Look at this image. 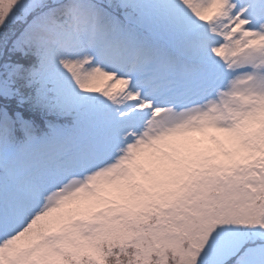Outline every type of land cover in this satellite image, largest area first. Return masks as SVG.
Wrapping results in <instances>:
<instances>
[{
  "label": "snow or ice",
  "instance_id": "snow-or-ice-1",
  "mask_svg": "<svg viewBox=\"0 0 264 264\" xmlns=\"http://www.w3.org/2000/svg\"><path fill=\"white\" fill-rule=\"evenodd\" d=\"M0 264H264V0H0Z\"/></svg>",
  "mask_w": 264,
  "mask_h": 264
}]
</instances>
